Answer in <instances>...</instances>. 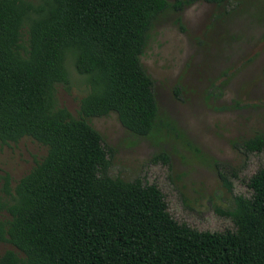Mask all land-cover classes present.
I'll return each mask as SVG.
<instances>
[{"label":"trees","instance_id":"16d2710c","mask_svg":"<svg viewBox=\"0 0 264 264\" xmlns=\"http://www.w3.org/2000/svg\"><path fill=\"white\" fill-rule=\"evenodd\" d=\"M198 0H0V143L29 137L44 155L11 187L1 176L0 264H264V168L244 180L232 206L215 209L233 229L177 222L160 189L139 177L110 176L115 148L86 118L116 114L146 136L174 122L160 117L153 81L139 56L154 19ZM234 10L238 0H201ZM84 76L77 116L57 106L64 59ZM178 92L175 90V94ZM179 134V133H178ZM244 155L264 152V136L232 140ZM169 167L160 151L150 160ZM232 190L240 168L212 159Z\"/></svg>","mask_w":264,"mask_h":264},{"label":"rangeland","instance_id":"374dc122","mask_svg":"<svg viewBox=\"0 0 264 264\" xmlns=\"http://www.w3.org/2000/svg\"><path fill=\"white\" fill-rule=\"evenodd\" d=\"M238 2L228 11L198 0L165 10L151 24L140 63L153 81L160 117L174 122L179 134L164 127L132 134L112 111L86 118L115 148L108 174L155 184L170 216L198 230H232L230 219L215 209L230 208L232 195L245 193L244 180L264 168L263 151L244 155L231 145L255 132L264 136V0ZM64 67L68 82L55 85V102L77 116L87 84L70 55ZM160 151L169 167L149 161ZM44 153V146L25 136L0 143V187L4 173L12 187ZM212 159L240 168L231 191L221 185ZM5 249L13 247L0 241V254Z\"/></svg>","mask_w":264,"mask_h":264}]
</instances>
